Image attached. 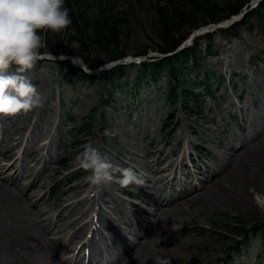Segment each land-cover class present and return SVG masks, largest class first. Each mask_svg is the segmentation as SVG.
Instances as JSON below:
<instances>
[{"label": "rangeland", "instance_id": "rangeland-1", "mask_svg": "<svg viewBox=\"0 0 264 264\" xmlns=\"http://www.w3.org/2000/svg\"><path fill=\"white\" fill-rule=\"evenodd\" d=\"M92 1L86 16L104 13L117 30V48L83 47L71 25L59 33L57 53L43 55L48 60L26 73L43 97L42 107L0 116V187L12 196L0 198V264H105L118 250L123 261L134 252L123 255L124 249L148 229L147 237L155 240L153 261L160 256L171 264H222L232 246L224 238L227 227L264 225V22L215 30L216 53L203 58L202 71L222 75L224 83L218 89L214 84L213 96L188 115L181 97L173 107L163 97L166 76L153 85L147 73L137 90L139 66H128L123 85L109 98L99 82L87 83L49 59L67 57L88 69L107 63L111 53L148 64L162 55L157 22L161 11L175 12L172 0ZM205 19L211 22L200 18ZM199 29L184 27L177 38L186 36L185 41ZM86 144L114 165L142 173L144 185L91 188L76 161ZM81 192L64 208L68 195ZM185 193V200H176ZM171 200L174 205L158 210ZM173 209L178 212L171 214ZM54 229L57 234H48L50 240L60 238L54 247L14 253L23 241L34 242L33 233ZM87 248L90 259L82 252ZM228 264H264V251L252 239Z\"/></svg>", "mask_w": 264, "mask_h": 264}, {"label": "trees", "instance_id": "trees-1", "mask_svg": "<svg viewBox=\"0 0 264 264\" xmlns=\"http://www.w3.org/2000/svg\"><path fill=\"white\" fill-rule=\"evenodd\" d=\"M226 0L230 6H222L215 0H172L169 4L172 6L173 14L164 13L161 11L159 14V20L157 23L160 30V38L162 46L159 48L161 54H169L174 52L184 41L186 36L177 38V34L184 27H190L191 29L199 28L208 24H216L223 20L239 14L242 9L251 0ZM236 2V3H234ZM93 4L92 0H66L65 6L70 10V16L72 18V26L76 31L74 34L76 41H78L83 47L90 46L92 50L97 51L105 49L106 47L117 48L118 45V33L115 27L109 26L107 18L103 12H98L96 15H88L89 8ZM77 8V14L74 12ZM172 10V11H173ZM98 11V10H97ZM163 12V13H162ZM75 13V14H74ZM200 18H208V22L200 20ZM255 19L258 23L264 22V0L254 10L249 11L241 20L240 24H246ZM200 20V21H199ZM198 21V22H197ZM199 24H202L199 26ZM79 25V27H78ZM85 25V27H81ZM85 28V29H84ZM78 29H84V33L78 31ZM222 32H226L221 30ZM82 33V34H81ZM199 39L205 40L204 55L201 49L199 50ZM59 33L51 34L50 31L46 33V50L52 54L57 53ZM213 49L212 35H205L202 38H196L191 47L184 48L177 54L169 57H165L160 61L152 64H142L139 66L137 74V90L140 88V84L147 78L150 83L156 84L162 77H168V84L162 88L163 95L166 98L168 105L173 107L176 105L177 100L181 97L185 102L184 109L189 115V111L192 108H201L204 98L209 94H214V84L220 87L222 84V77H215L214 73H208L202 71V60L204 57L215 56ZM123 55L110 54L106 59V62L114 61L122 58ZM62 68H65L60 63ZM99 65L90 66L93 69ZM69 72L78 73L79 78L87 83L99 82L103 89L109 94V98L116 88H120L123 83L122 80L127 76L125 67L118 66L108 72H101L98 76H89L83 72L67 66ZM145 86V85H144ZM198 88H202V92L196 91ZM190 105V106H189ZM227 237L242 236L243 241H237L231 239L234 243L236 250H239L242 243H246L249 240L248 232L238 227H227ZM251 232L264 245V225L262 227L252 228ZM223 237V236H222Z\"/></svg>", "mask_w": 264, "mask_h": 264}, {"label": "clouds", "instance_id": "clouds-1", "mask_svg": "<svg viewBox=\"0 0 264 264\" xmlns=\"http://www.w3.org/2000/svg\"><path fill=\"white\" fill-rule=\"evenodd\" d=\"M66 0H0V116L15 117L42 107L43 97L26 73L47 48L46 33H60L72 24ZM15 66V71L11 69ZM91 188L118 183L122 188L143 186V174L114 165L101 151L86 144L77 155ZM119 174L117 176L116 174ZM154 264H171L157 256Z\"/></svg>", "mask_w": 264, "mask_h": 264}, {"label": "bare ground", "instance_id": "bare-ground-1", "mask_svg": "<svg viewBox=\"0 0 264 264\" xmlns=\"http://www.w3.org/2000/svg\"><path fill=\"white\" fill-rule=\"evenodd\" d=\"M242 147L243 146H240L239 149H242ZM14 163L15 162H13L11 164H8V167H13ZM14 174H16V172H14ZM214 179H212V180H214ZM36 185L37 184H35V185L33 184L32 186H36ZM76 187H79V185H75L73 187V189H75ZM80 196H82V192L79 193V194L68 195L66 197V200L69 201V202L64 206V208H67L70 204H72L73 202L77 201L79 199L78 197H80ZM0 198L8 199V198H12V196L10 195L9 191H7L6 189L0 187ZM76 198H78V199H76ZM184 198L185 199L187 198V194L185 196H181L180 198H178V200H181V199H184ZM74 199H76V200H74ZM72 200H74V201H72ZM71 201H72V203H71ZM174 203L173 202H167L163 207L170 206L171 204L174 205ZM147 206L152 207L150 203H147ZM160 208H161V205H159L158 210ZM177 212H178V209L177 210L173 209L170 213L171 214H175ZM42 221H44V220H42ZM45 226L46 225H43V227H45ZM57 231L58 230H56V229L52 230L51 232L48 231V232L44 233V236H42L41 234L33 233L32 239H34V242L31 239H27L26 241H23L19 245L20 248L18 249V251H15V249H14V253L27 251L29 249H34V248H37V249L43 248V250H45L46 246L47 247L48 246L49 247H54L60 241V238L50 240L48 238V234H52L53 232H54V234H57ZM77 233L80 234L81 232H79L78 230L76 232H74V234H77ZM149 233H150V230L147 231L144 236L139 238L140 240H142V242L137 244V245L136 244L133 245L132 249H130V252L134 251L132 253V255H130V257H128V259L126 258L123 261L121 260L118 264H145V263L146 264H154L153 259H151V257H150V253H151V250H152L151 244L153 242H155V240H151V238L147 237V235ZM93 237H94V233H92L91 238H93ZM141 244H142V246H141ZM128 248H130V247H128ZM24 264H26V263H24Z\"/></svg>", "mask_w": 264, "mask_h": 264}]
</instances>
